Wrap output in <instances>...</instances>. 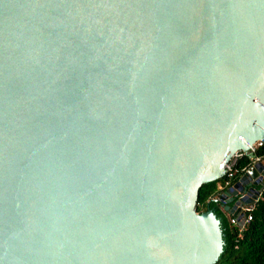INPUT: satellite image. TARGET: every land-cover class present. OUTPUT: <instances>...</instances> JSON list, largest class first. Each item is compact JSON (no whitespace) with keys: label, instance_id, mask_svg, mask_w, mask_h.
Wrapping results in <instances>:
<instances>
[{"label":"water","instance_id":"water-1","mask_svg":"<svg viewBox=\"0 0 264 264\" xmlns=\"http://www.w3.org/2000/svg\"><path fill=\"white\" fill-rule=\"evenodd\" d=\"M262 141L264 0H0V264H216Z\"/></svg>","mask_w":264,"mask_h":264},{"label":"trees","instance_id":"trees-1","mask_svg":"<svg viewBox=\"0 0 264 264\" xmlns=\"http://www.w3.org/2000/svg\"><path fill=\"white\" fill-rule=\"evenodd\" d=\"M255 154L264 159V143L256 149ZM250 165L252 160L246 155L236 159L232 178L225 175L219 180L204 184L199 191L197 212L202 213L211 208L221 221L224 251L216 264H264V186H260L262 193L253 209L245 211L243 220L236 224L232 223V219L236 218L228 215L216 200ZM249 216L252 219L249 220Z\"/></svg>","mask_w":264,"mask_h":264},{"label":"built area","instance_id":"built-area-1","mask_svg":"<svg viewBox=\"0 0 264 264\" xmlns=\"http://www.w3.org/2000/svg\"><path fill=\"white\" fill-rule=\"evenodd\" d=\"M263 143H264V141L257 143V144H259L258 147L262 146ZM257 144H256V145H257ZM256 145H255V146H256ZM255 146L252 147L248 152H239L238 154H236V156H234V157H236V159H238V158H241V157H243L244 155H246L247 157H249V158L252 160V165H250L248 168L244 169V172H246V171H247L249 168H251L254 164H256V163H258V162H262V160H263L262 157L256 156L255 151H256V149H257L258 147L255 148ZM236 159H235V161H236ZM234 163H235V162H233V163H229V164L226 166V176H228V178H232V177L234 176V172H235V170H234ZM227 184H229V183H227ZM218 198H219V197H217V199H218ZM259 198H260V197H259ZM259 198L257 199V201L259 200ZM253 207H254V205L248 206V207L246 208L245 211H247V210H252ZM248 219L250 220V219H252V217L249 216ZM237 222H239L237 219H232V223H235V224H236Z\"/></svg>","mask_w":264,"mask_h":264},{"label":"rangeland","instance_id":"rangeland-1","mask_svg":"<svg viewBox=\"0 0 264 264\" xmlns=\"http://www.w3.org/2000/svg\"><path fill=\"white\" fill-rule=\"evenodd\" d=\"M258 145H259V144H257V145L255 146V148L258 147ZM235 159H236V157H234V158L232 159V163L235 162Z\"/></svg>","mask_w":264,"mask_h":264},{"label":"crops","instance_id":"crops-1","mask_svg":"<svg viewBox=\"0 0 264 264\" xmlns=\"http://www.w3.org/2000/svg\"><path fill=\"white\" fill-rule=\"evenodd\" d=\"M262 162H264V159L262 160ZM223 207V206H222ZM248 206H245L244 207V210H246V208H247ZM228 215H230L229 213H228ZM231 216V215H230Z\"/></svg>","mask_w":264,"mask_h":264}]
</instances>
